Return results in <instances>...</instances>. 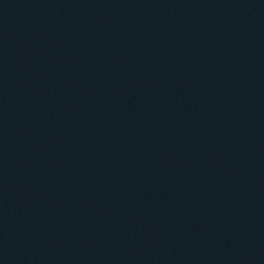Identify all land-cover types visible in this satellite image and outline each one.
Wrapping results in <instances>:
<instances>
[{"label": "water", "instance_id": "obj_1", "mask_svg": "<svg viewBox=\"0 0 264 264\" xmlns=\"http://www.w3.org/2000/svg\"><path fill=\"white\" fill-rule=\"evenodd\" d=\"M0 264H264V0H0Z\"/></svg>", "mask_w": 264, "mask_h": 264}]
</instances>
